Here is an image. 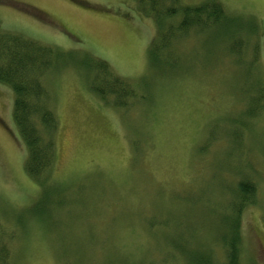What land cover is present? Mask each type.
I'll return each instance as SVG.
<instances>
[{
	"label": "rangeland",
	"instance_id": "374dc122",
	"mask_svg": "<svg viewBox=\"0 0 264 264\" xmlns=\"http://www.w3.org/2000/svg\"><path fill=\"white\" fill-rule=\"evenodd\" d=\"M139 1L0 0V30L106 60L137 92L122 108L73 65L43 78L59 121L46 192L0 83V264H224L242 180L257 189L241 264H264V107L245 114L264 86V0H179L219 2L230 21L181 35L180 15L161 20L175 34L157 62L160 25Z\"/></svg>",
	"mask_w": 264,
	"mask_h": 264
},
{
	"label": "trees",
	"instance_id": "16d2710c",
	"mask_svg": "<svg viewBox=\"0 0 264 264\" xmlns=\"http://www.w3.org/2000/svg\"><path fill=\"white\" fill-rule=\"evenodd\" d=\"M168 1L171 5L167 4ZM77 2L85 7L95 8L91 4ZM139 3L141 9L149 11L160 25L158 36L152 41L149 50L152 62H157L161 54L169 50L171 44L168 39L175 34L172 26H169V32L161 34V26L164 25L161 20L170 18L172 20L180 15L181 20L176 29L181 35L191 28L203 29L222 24V19H226V22L230 21L219 2L195 7L181 6L179 0H140ZM66 65H73L90 75L92 91L104 101L111 97L116 106L127 108L129 101L137 97V92L132 88V82L116 75L106 60L88 52L64 50L19 33L0 30V83L9 86L15 95L14 120L28 150L26 172L46 192L49 191L50 185L53 186L48 175L53 171L56 163V135L59 121L49 106V93L42 79L53 68L60 71ZM260 102L264 103L263 90L256 98H252V109ZM256 189L255 184L249 180H243L238 185V198L237 202L236 200L234 202L238 216L236 221L230 220V225L222 238L227 245V258L224 264H241L239 214L246 206L254 202ZM1 252L0 262L3 263L6 250L2 249ZM205 257L207 259L199 257L195 263L190 261V264H216L212 258Z\"/></svg>",
	"mask_w": 264,
	"mask_h": 264
},
{
	"label": "bare ground",
	"instance_id": "6f19581e",
	"mask_svg": "<svg viewBox=\"0 0 264 264\" xmlns=\"http://www.w3.org/2000/svg\"><path fill=\"white\" fill-rule=\"evenodd\" d=\"M1 31H3V32H11V31H8V30H1ZM51 71H56L54 68L52 69V70H50L47 74H49ZM46 74V75H47ZM45 75V76H46ZM44 76V77H45ZM43 77V78H44ZM42 82H43V79H42ZM44 83V82H43ZM264 91V86H263V84H259V87H257L256 86V95L254 96V98H256L258 95H259V93L261 92V91ZM261 95V94H260ZM253 98V97H252ZM252 98L249 100L250 102H252ZM251 105H252V107H253V104L251 103ZM252 107H250V108H248L246 111H245V114L247 115V116H250L251 117V115H253V113L256 115L263 107H264V103L263 102H260V103H257L256 104V106H255V108L254 109H252ZM243 181V180H242ZM241 182V181H240ZM239 182V183H240ZM249 206V205H248ZM247 207V206H246ZM245 207V208H246ZM242 212V211H241ZM221 232L223 233V230H221Z\"/></svg>",
	"mask_w": 264,
	"mask_h": 264
},
{
	"label": "flooded vegetation",
	"instance_id": "af4514ba",
	"mask_svg": "<svg viewBox=\"0 0 264 264\" xmlns=\"http://www.w3.org/2000/svg\"><path fill=\"white\" fill-rule=\"evenodd\" d=\"M0 124H3V123L1 122V120H0Z\"/></svg>",
	"mask_w": 264,
	"mask_h": 264
}]
</instances>
